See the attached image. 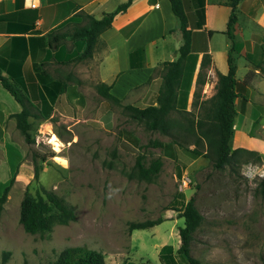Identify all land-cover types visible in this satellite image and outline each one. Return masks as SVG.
<instances>
[{
    "label": "rangeland",
    "instance_id": "1",
    "mask_svg": "<svg viewBox=\"0 0 264 264\" xmlns=\"http://www.w3.org/2000/svg\"><path fill=\"white\" fill-rule=\"evenodd\" d=\"M68 73L76 75L62 69L50 76L65 80ZM78 75L66 81L62 103L67 110L53 111L46 120L30 119L32 144L9 119L0 125V195L15 175L0 212V264H54L60 251L77 246L100 253L105 264H161L163 245H171L174 253L179 247L183 219L175 210L191 197L203 218L190 243L193 258L201 264H264L262 163L240 155L216 170L212 155L203 143L195 144L193 135L150 131L124 109L149 106L157 95L116 105ZM171 119L185 122L177 113ZM52 135L58 151L49 143ZM154 142L167 146L154 147ZM137 154L147 165L156 158L162 162L151 183L127 176ZM33 160L40 166L39 185L70 205L75 221L31 235L19 223V206L27 185L35 191ZM248 168L257 169L248 174ZM183 179L186 187L180 192ZM158 218L163 221L155 227L128 230L129 223ZM4 252L9 255L3 263Z\"/></svg>",
    "mask_w": 264,
    "mask_h": 264
},
{
    "label": "crops",
    "instance_id": "2",
    "mask_svg": "<svg viewBox=\"0 0 264 264\" xmlns=\"http://www.w3.org/2000/svg\"><path fill=\"white\" fill-rule=\"evenodd\" d=\"M126 1L34 0L37 8L33 9L28 0H0V58L6 61L2 75L28 81L37 80L36 68L49 75L66 69L76 75L68 73L64 78L76 81L82 73L95 85L108 86L109 93L122 102L143 103L156 97L162 65L175 61L183 44L169 0H133L98 36L92 58L86 61L71 62L82 48L80 40L67 39L56 49L38 40L52 31L71 32L86 23V16L100 19ZM224 2L204 0L201 26L200 16L189 17L190 52L183 60L175 107L191 113L195 121L216 120L220 78L228 73L233 47L235 114L230 147L256 154L264 166V0L238 2L233 40L225 34L230 8ZM15 37L19 40L13 41ZM65 94L53 111L69 108L62 103ZM155 101L151 105L156 106ZM20 110L0 86V125L7 119L15 124L11 115ZM24 174H29L26 167Z\"/></svg>",
    "mask_w": 264,
    "mask_h": 264
},
{
    "label": "trees",
    "instance_id": "3",
    "mask_svg": "<svg viewBox=\"0 0 264 264\" xmlns=\"http://www.w3.org/2000/svg\"><path fill=\"white\" fill-rule=\"evenodd\" d=\"M133 0H127L120 4L111 12L104 14L100 19L86 16V23L75 28L71 32L60 33L52 31L39 38L41 42H46L48 48L56 49L57 46L67 39L82 41V48L71 58V62L77 63L92 58L94 46L98 36L110 27L115 14L125 11ZM240 0H225V5L230 8V14L226 25V36L233 40L232 28L236 22V8ZM172 13L179 20V31L182 36L183 44L178 49V57L175 61L165 62L161 70V85L156 97V106L150 105L137 108L125 105L132 118L144 123L150 131H157L163 135H169L171 130H182L195 137V144L203 143L205 148L213 157V168L221 170L225 166L235 163L240 155H247L261 162V159L254 153L243 149L231 150L230 141L232 138V127L234 119V99H235V66L231 58V47L228 55V73L220 78L217 102V118L215 121H195L193 115L188 112L176 110V92L182 73V65L185 56L190 52L189 49V17L204 14V0H169ZM14 31V30H13ZM11 30L10 33L14 34ZM24 34V33H23ZM19 40V37L12 39ZM6 66V61L1 62L0 58V86L7 91L13 99L20 105V112L11 115L15 120V128L26 144H32L33 139L30 135V119L46 120L53 112V106L59 102V96L67 91L69 77L65 80L53 79L46 71L36 68L37 80L20 81L12 80L2 75ZM27 92L26 94L23 92ZM96 92L104 99L120 105L121 100L109 93V87L104 84L95 86ZM177 113L185 120L184 123L178 119H171V115ZM154 147L165 148L161 142H154ZM170 146V145H169ZM146 158L142 154H137L133 170L127 174L129 179H137L151 183L159 173L162 162L160 158L153 159L146 164ZM44 161V160H41ZM33 177L35 191L31 193L27 185L19 206V223L23 230L31 235L45 233L51 230L54 224L67 225L75 221L73 208L65 201L57 197L54 193L47 191L39 185L40 166L33 160ZM15 175L9 179L0 195V212L6 202L7 194L14 183ZM260 184L264 188V178ZM179 218L183 219V226L178 229L179 247L175 251L171 245H163L159 251V261L161 264H178L175 258L177 255L181 264H201L197 259L190 255V243L193 234L202 223V216L194 206V198L191 197L179 209L175 210ZM163 220H145L143 222L129 223L128 230H145L159 225ZM9 253H3L2 262H6ZM54 264H105L103 256L84 246L67 247L59 252Z\"/></svg>",
    "mask_w": 264,
    "mask_h": 264
},
{
    "label": "built area",
    "instance_id": "4",
    "mask_svg": "<svg viewBox=\"0 0 264 264\" xmlns=\"http://www.w3.org/2000/svg\"><path fill=\"white\" fill-rule=\"evenodd\" d=\"M28 4H29V7L30 8H37V6H36V4L34 3V0H28ZM263 168H264V166H262ZM255 169H257V168H248V174H249V172H252V171H254ZM264 170V169H263ZM264 172V171H263ZM259 176H263V175H261V174H259ZM186 187V180H182L181 181V183H180V185H179V191L180 192H183L184 191V188Z\"/></svg>",
    "mask_w": 264,
    "mask_h": 264
},
{
    "label": "bare ground",
    "instance_id": "5",
    "mask_svg": "<svg viewBox=\"0 0 264 264\" xmlns=\"http://www.w3.org/2000/svg\"><path fill=\"white\" fill-rule=\"evenodd\" d=\"M51 131V130H50ZM49 132V131H48ZM48 134V133H47ZM50 134V133H49ZM49 139V138H48ZM49 143H51V145L53 144L54 145V150L55 151H58V148H56V146H58V143H57V140H56V138H55V136L54 135H52V137H51V139L49 140ZM56 145V146H55ZM61 147V146H60ZM56 159H58V160H61V158H56ZM63 159V158H62ZM60 162V161H59ZM61 162H62V160H61Z\"/></svg>",
    "mask_w": 264,
    "mask_h": 264
}]
</instances>
